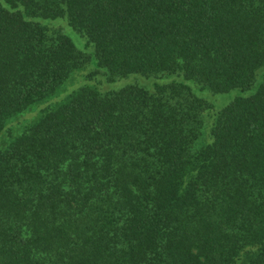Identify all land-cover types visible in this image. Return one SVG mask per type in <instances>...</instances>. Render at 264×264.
Listing matches in <instances>:
<instances>
[{
	"label": "trees",
	"instance_id": "1",
	"mask_svg": "<svg viewBox=\"0 0 264 264\" xmlns=\"http://www.w3.org/2000/svg\"><path fill=\"white\" fill-rule=\"evenodd\" d=\"M0 264H264V0H0Z\"/></svg>",
	"mask_w": 264,
	"mask_h": 264
},
{
	"label": "rangeland",
	"instance_id": "2",
	"mask_svg": "<svg viewBox=\"0 0 264 264\" xmlns=\"http://www.w3.org/2000/svg\"><path fill=\"white\" fill-rule=\"evenodd\" d=\"M77 39V38H76ZM74 40V43L78 46V47H80V45H79V43H78V41L77 40ZM79 72H81V71H79ZM82 74V73H81ZM81 74H76V77L74 76V79H80V77H81ZM86 74H87V71H86ZM78 75H80V76H78ZM122 80V79H121ZM77 82V80L76 81H74V83L73 82H70V86L69 85H67L66 86V90L64 91V92H62V96L61 97H63L64 95H65V93H66V91L73 85V84H75ZM73 83V84H72ZM100 86H102V87H108V85L107 84H103V83H101L100 84ZM77 87V86H76ZM72 88V87H71ZM64 94V95H63ZM56 95H54V96H52L51 98H49V99H47V100H45V101H42L41 102V106H43V105H48L52 100H56V98L57 97H55ZM231 96V94H229L228 95V97L227 98H225L224 100H227L229 97ZM54 100V101H55ZM39 105V106H40ZM38 106V107H39ZM40 106V107H41ZM32 109H34V108H32ZM31 108L30 109H27L28 111H24V112H22L21 114H19L15 119H12V122H11V127L12 128H8L7 130H5V132H4V134H7V132H11V129L13 130V131H18L19 129H21V127L23 126V124L25 123H27L28 121H29V117L30 116H32V114L37 110V108L36 109H34V110H32ZM32 110V111H31ZM19 121V122H18Z\"/></svg>",
	"mask_w": 264,
	"mask_h": 264
}]
</instances>
